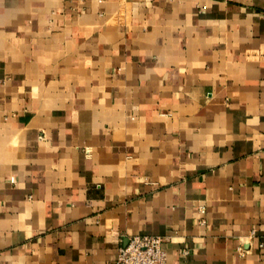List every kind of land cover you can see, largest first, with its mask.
<instances>
[{"label":"crops","instance_id":"1","mask_svg":"<svg viewBox=\"0 0 264 264\" xmlns=\"http://www.w3.org/2000/svg\"><path fill=\"white\" fill-rule=\"evenodd\" d=\"M135 234L264 264V0H0V264Z\"/></svg>","mask_w":264,"mask_h":264},{"label":"built area","instance_id":"2","mask_svg":"<svg viewBox=\"0 0 264 264\" xmlns=\"http://www.w3.org/2000/svg\"><path fill=\"white\" fill-rule=\"evenodd\" d=\"M162 240L160 235H131L117 248L114 262L108 264H165ZM183 252L187 253L186 250Z\"/></svg>","mask_w":264,"mask_h":264}]
</instances>
